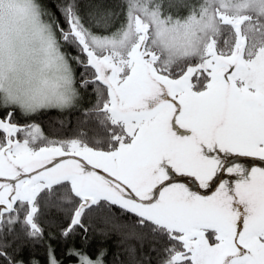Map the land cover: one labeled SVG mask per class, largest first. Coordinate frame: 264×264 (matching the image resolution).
I'll list each match as a JSON object with an SVG mask.
<instances>
[{
  "label": "snow or ice",
  "instance_id": "obj_1",
  "mask_svg": "<svg viewBox=\"0 0 264 264\" xmlns=\"http://www.w3.org/2000/svg\"><path fill=\"white\" fill-rule=\"evenodd\" d=\"M0 264H264V0H0Z\"/></svg>",
  "mask_w": 264,
  "mask_h": 264
},
{
  "label": "trees",
  "instance_id": "obj_2",
  "mask_svg": "<svg viewBox=\"0 0 264 264\" xmlns=\"http://www.w3.org/2000/svg\"><path fill=\"white\" fill-rule=\"evenodd\" d=\"M50 118L55 120V119L60 118V116L57 112L54 111V112L50 113L49 116L43 117L42 119L45 121V125H47ZM52 215H55V213H53ZM94 239L96 241H102L104 243V246L109 247L111 249L113 242L115 241L116 237L112 236L111 238L107 239L106 241L101 236H96V237H94Z\"/></svg>",
  "mask_w": 264,
  "mask_h": 264
}]
</instances>
